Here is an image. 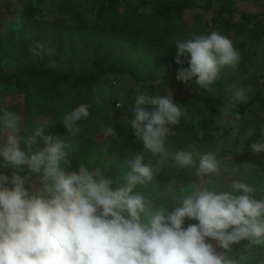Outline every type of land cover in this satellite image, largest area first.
Wrapping results in <instances>:
<instances>
[{"label": "clouds", "instance_id": "clouds-1", "mask_svg": "<svg viewBox=\"0 0 264 264\" xmlns=\"http://www.w3.org/2000/svg\"><path fill=\"white\" fill-rule=\"evenodd\" d=\"M13 7L20 21L23 6L13 0ZM43 49L37 43L30 52L37 57ZM175 49V63L181 65L177 80L195 81L209 92L221 70L225 66L235 70L241 60L229 37L218 31L177 40ZM135 91L130 107L134 119L125 123L145 151L128 159L127 171L115 180L101 168L83 163L73 170L67 140L44 135V127L24 138L23 117L0 109V169H13L10 176L0 171V264H240L245 257L235 258L233 245L247 240L249 252L264 245V188L257 199L256 187L239 180H232L228 191L202 186L204 177L220 170L216 150L201 152L189 143L174 153L179 167L199 161L196 176L201 184L188 194L181 188L171 211L137 191L155 179L169 158L166 139L189 116L170 91L153 95L142 82ZM247 99L243 86L235 88L219 110L220 117L227 119ZM89 108L81 103L62 116L68 136L80 133ZM102 134L107 138L115 131L107 125ZM37 137H42L44 147H34ZM250 150L264 152V139L251 144ZM145 152L159 155L161 161L145 163ZM35 174L42 182L39 188L31 183ZM186 218L198 224L185 228Z\"/></svg>", "mask_w": 264, "mask_h": 264}, {"label": "rangeland", "instance_id": "rangeland-1", "mask_svg": "<svg viewBox=\"0 0 264 264\" xmlns=\"http://www.w3.org/2000/svg\"><path fill=\"white\" fill-rule=\"evenodd\" d=\"M80 1L78 4L79 12L72 13L73 3ZM138 1V0H135ZM23 6L22 19L17 21L16 8L13 7V0H0V77H6L18 66H24L28 63H36V57L30 52L37 43H42L44 49L41 50L42 60L46 63L55 59V53L64 66L75 67L79 63L84 65L92 64L91 60L97 53H102L108 59L109 57H119L123 63L129 66H137L138 69L143 66L152 68L153 73L158 70H164L167 67L166 57L158 50L149 45L141 44L135 41L127 34H115L110 31H104L95 24V14L92 13L88 5L98 7L97 2L93 0H18ZM127 3V1H124ZM135 3V2H134ZM224 3L235 7V19H239L241 11L247 12H264V0H224ZM219 3L215 2L218 6ZM150 9V3L144 7ZM202 13L203 20L196 21L194 16ZM212 10H205L202 6L192 10H186L185 18L188 28L183 32V39H189L193 34L206 35L207 29L211 25H206L204 20L211 19ZM210 21V20H209ZM190 23L194 28L190 26ZM192 29V30H191ZM234 48L235 42L231 40ZM241 60L235 70L225 66L220 73L221 82L224 88L219 91H213L214 94H223L225 101L230 100L232 91L240 86L246 90L247 101L252 97V82L262 81L264 75V39L262 42H255L251 45L246 41L244 48L236 49ZM38 57V56H37ZM188 65L185 63L183 67ZM179 68H174L169 80H163V76L157 74L154 80L161 91L172 92V94L185 96L200 90L192 81L185 84L177 80ZM16 84L9 85L5 88L3 94L6 103H20L19 113L23 117V126L20 135L26 138L29 133L32 134L36 127H44V135L60 136L70 143L68 149L69 158L72 161V168L76 170L78 165L83 163L87 167L101 168L106 176L116 179L117 175L122 176L126 169V161L137 153L145 151L142 141H138L134 136V131L130 124L125 121L134 119L130 107L134 104L136 95L135 79L128 73H112L94 89V94L99 100L100 110L96 116L94 124L80 125L81 131L77 136H68L67 129L64 128L61 121L54 117L43 114H29L23 105L24 95L19 91ZM114 98L117 103L112 104ZM113 99V100H114ZM228 118H231L230 115ZM198 121L201 120L198 118ZM114 129L115 135L105 138L102 129L105 126ZM235 133V129H233ZM2 135V134H0ZM167 141V140H166ZM165 150L169 153L168 160L163 161L160 170L155 173V179L148 185L138 188L148 198L156 201L159 195H165L175 191V196L181 188H186L185 194L193 190V186H200L201 181L196 176L199 161L197 160L192 166H176L172 156L178 150H172L166 145ZM246 139L241 138L238 146L228 145L226 154L218 155L220 160V170L216 174H209L204 177L206 186L210 189H221L228 191V185L232 180L247 182L249 185L256 187L254 195L257 199L260 197V189L264 188V156L257 157L251 164L250 169L243 170L238 163L233 164L235 156L242 157L243 145ZM108 145L110 148H108ZM23 146V145H22ZM34 147H44L42 137H37V143ZM85 149V157L81 155V150ZM243 158V157H242ZM2 161V157H0ZM161 161L159 155H153L145 152V163L157 164ZM172 167H177L180 176L172 183L164 185L162 179L166 178ZM7 175H11L13 169H0ZM24 175V172H20ZM189 179L187 186L183 179ZM181 179V180H180ZM33 186L39 188L41 179L39 174H35L31 181ZM122 183V181H121ZM115 187V185H114ZM189 223L198 224L197 221H185L183 227ZM213 241V244L215 246ZM249 241L244 240L239 244L233 245V255H243L245 258L243 264H250L253 258L252 250H245ZM223 252V249H218ZM261 255V256H260ZM260 256L264 264V251L257 255Z\"/></svg>", "mask_w": 264, "mask_h": 264}, {"label": "trees", "instance_id": "trees-1", "mask_svg": "<svg viewBox=\"0 0 264 264\" xmlns=\"http://www.w3.org/2000/svg\"><path fill=\"white\" fill-rule=\"evenodd\" d=\"M95 2L98 4L96 9L92 5L88 6L95 14V24L100 29L115 34H127L135 41L153 47L166 57L167 67L164 70L156 68V73H153V67L145 65L138 69V65H126L119 57L112 56L107 59L104 54L97 53L91 60L92 64L79 63L70 68L62 65L57 53L54 54L55 59L46 64L42 57L38 56L36 63L18 66L6 77H0V109L6 108L14 112L19 110V102L6 103L3 97L5 88L16 84V88L25 97L23 105L27 113L33 116L49 115L60 121L65 113L81 103H87L90 105V116L82 120L80 125L92 126L100 110L99 100L93 91L107 75L117 72H128L135 79L136 85L142 82L150 94L166 95L167 92L161 91L153 82L157 74L163 76V80H169L174 68L181 67L175 63V44L177 40H183V32L188 28L186 10L200 6L205 10H212L210 21L204 20L206 25H211L206 35L218 31L233 40L236 49L244 48L246 41L253 45L264 39V12L261 14L241 11V17L235 19L237 9L224 3V0H93V3ZM215 2L220 4L216 6ZM79 3L80 1L73 3V14L79 12ZM148 3L150 9L145 10L144 7ZM194 20H203L202 13L196 14ZM190 26L194 28L191 23ZM262 77V81L251 83L252 97L246 103L238 104L230 113L231 118L227 119L220 117L219 110L227 105L229 100L225 101L222 93H213L224 88L221 80L214 82L211 92L200 88L185 96L173 94L176 103L187 107L189 119L187 122L182 119L178 126H174L172 135L166 139V146L172 150H183L186 144L194 143L201 152L216 150L218 155H222L226 154L228 145L238 146L244 137L246 141L241 152L243 158L234 155L233 164L238 163L243 170L250 169L251 162L264 156V152L254 154L250 150L251 144L264 139V75ZM113 99L112 104L115 105L118 101ZM85 152V149L80 152L83 157ZM180 174L177 167H172L166 178L162 179V183H172ZM183 180L185 181L182 182L186 183L184 186L191 182L187 178ZM174 197L175 191H172L159 195L155 202L165 205L171 211L175 206ZM185 221L195 220L186 218ZM260 251H264V245L253 247L250 264H263L261 255L257 256ZM235 258L238 259L239 255H235ZM240 264H243L242 261Z\"/></svg>", "mask_w": 264, "mask_h": 264}, {"label": "built area", "instance_id": "built-area-1", "mask_svg": "<svg viewBox=\"0 0 264 264\" xmlns=\"http://www.w3.org/2000/svg\"><path fill=\"white\" fill-rule=\"evenodd\" d=\"M117 104H121V103L119 102V103H117Z\"/></svg>", "mask_w": 264, "mask_h": 264}]
</instances>
